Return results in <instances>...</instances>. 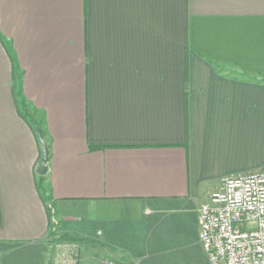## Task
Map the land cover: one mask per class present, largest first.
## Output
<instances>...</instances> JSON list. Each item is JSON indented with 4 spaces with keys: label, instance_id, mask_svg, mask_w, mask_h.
<instances>
[{
    "label": "crops",
    "instance_id": "obj_1",
    "mask_svg": "<svg viewBox=\"0 0 264 264\" xmlns=\"http://www.w3.org/2000/svg\"><path fill=\"white\" fill-rule=\"evenodd\" d=\"M258 169L264 0H0V264H56L47 204L104 264H210L200 205Z\"/></svg>",
    "mask_w": 264,
    "mask_h": 264
},
{
    "label": "built area",
    "instance_id": "obj_2",
    "mask_svg": "<svg viewBox=\"0 0 264 264\" xmlns=\"http://www.w3.org/2000/svg\"><path fill=\"white\" fill-rule=\"evenodd\" d=\"M198 213L210 264H264V169L221 177ZM77 251L69 244L61 253L75 264Z\"/></svg>",
    "mask_w": 264,
    "mask_h": 264
},
{
    "label": "rangeland",
    "instance_id": "obj_3",
    "mask_svg": "<svg viewBox=\"0 0 264 264\" xmlns=\"http://www.w3.org/2000/svg\"><path fill=\"white\" fill-rule=\"evenodd\" d=\"M62 234L58 233L56 234V236L51 237L54 247V254L56 252V264H74V261L72 259V261H69L67 258H65L64 256H62V253L64 254L65 252L61 250H64L66 245H77L78 246V251H77V260L81 257L84 256H90L89 259L87 260V264H99L98 260H100V264H104L102 263V254L101 252L98 250V248L94 247H85V246H79V244H77L75 242V240H68V239H62L60 238ZM61 253V254H60ZM59 258V259H58ZM87 259V258H86ZM77 264V261L76 263Z\"/></svg>",
    "mask_w": 264,
    "mask_h": 264
},
{
    "label": "water",
    "instance_id": "obj_4",
    "mask_svg": "<svg viewBox=\"0 0 264 264\" xmlns=\"http://www.w3.org/2000/svg\"><path fill=\"white\" fill-rule=\"evenodd\" d=\"M37 137L41 146V158L39 160L38 166H37V172L40 175L45 174L47 170V159H48V149L46 142L43 139V136L40 131H37Z\"/></svg>",
    "mask_w": 264,
    "mask_h": 264
},
{
    "label": "trees",
    "instance_id": "obj_5",
    "mask_svg": "<svg viewBox=\"0 0 264 264\" xmlns=\"http://www.w3.org/2000/svg\"><path fill=\"white\" fill-rule=\"evenodd\" d=\"M46 209H47V213H48V216H49V236H56L57 234V231H58V220L55 218V211H54V208L53 206L47 204L46 205ZM62 239H68L70 240L71 237L68 235V234H62L61 237ZM73 240V239H72Z\"/></svg>",
    "mask_w": 264,
    "mask_h": 264
}]
</instances>
